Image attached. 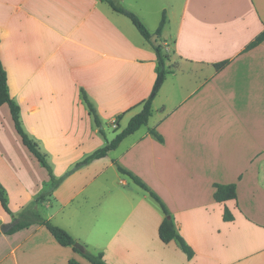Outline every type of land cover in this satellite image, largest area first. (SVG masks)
Here are the masks:
<instances>
[{"label": "crops", "instance_id": "crops-1", "mask_svg": "<svg viewBox=\"0 0 264 264\" xmlns=\"http://www.w3.org/2000/svg\"><path fill=\"white\" fill-rule=\"evenodd\" d=\"M111 1L140 17L150 42L105 0H0L8 92L58 181L38 213L105 264H264V41L246 50L264 31V0ZM155 47L167 74L146 125L88 160L150 96ZM118 168L158 197L191 259L159 240V204ZM50 173L2 105L0 184L13 215L50 188ZM215 184H235L236 199L217 203ZM11 221L0 205V264H90L41 225L5 234Z\"/></svg>", "mask_w": 264, "mask_h": 264}, {"label": "trees", "instance_id": "trees-1", "mask_svg": "<svg viewBox=\"0 0 264 264\" xmlns=\"http://www.w3.org/2000/svg\"><path fill=\"white\" fill-rule=\"evenodd\" d=\"M105 1L109 4V6L111 7L113 11L126 17L145 41L150 42L152 35L149 33L147 28L144 26L141 20L134 13L124 8L117 7L111 0H105ZM165 24H166V17H165V14L163 13L161 16V20L159 22L158 28L156 29L154 33V36L159 37L161 35L162 29L165 26ZM263 41H264V31L261 32L255 38V40L247 46L246 50H249L257 46ZM155 51L157 54V61H158L157 76H156V80H155L150 96L148 97V99H146L145 101L139 104V105H142L141 111L130 119L127 127L124 130H122L119 134H117L110 143H108L104 148L94 152L88 158V160L99 159V158L104 157L109 151L114 150L126 136L133 134L139 128L146 125L152 113L151 102L153 98L155 97V95L157 94L161 84L164 81L165 75L167 74V72L163 68L164 59L161 55L160 48L155 47ZM225 64L226 62L216 65V69H220ZM85 100L87 101L86 98ZM87 104H88L90 113L94 115V109L92 105L88 101H87ZM2 105L8 106L15 131L20 137L22 144L29 150V152H31V154L37 159V161L41 164V166L44 167L50 173V168L47 164L45 155L40 151L37 143L27 136V134L24 132L21 126L20 110L17 104L13 101V99L9 95L8 87H7L6 71L0 60V107ZM94 118H95V122L99 124L98 118L95 115H94ZM158 139L161 140L160 137H158ZM118 170L122 174L127 175L133 181V183H135L141 189L148 192L149 195L159 204L164 214V219L162 220L158 228L159 240L164 244H168L171 241H176L180 249L182 250V252L186 255V257L188 259H191L193 257V252L191 248L185 243L183 238L179 235L177 228L174 222L172 221V219L170 218V215L166 207L161 203L158 197L155 194H153L147 188V186L143 182H141L137 177L123 170L122 168H118ZM50 177H51L50 188L46 190L45 192H43L42 194L38 195L31 203H29L16 216L13 215V213L9 210L8 205H7V197H6L5 190L0 184V205L2 209L4 210V212L12 218L11 224L8 227V229L5 231V234L7 235L13 234L21 229L28 228L29 226L33 224L41 225L45 227V229L51 234V236L60 246L71 247L74 252L80 254L90 264H105L103 260V254L101 252L93 253L89 251L85 246H83L84 251L80 252L77 248L74 247V244L78 243L76 240H74L63 229L57 226H54L49 221L43 219L38 213L37 208H36L38 202L43 200L46 196H49L52 190L57 186L58 181H56L52 177L51 173H50ZM214 189L215 191L213 194V198L217 203H224V202L233 201L236 199L235 184H227V185L215 184ZM222 218L225 222H230L233 220V216L227 209L224 210ZM67 264H81V263H79L76 259L72 258L68 260Z\"/></svg>", "mask_w": 264, "mask_h": 264}, {"label": "rangeland", "instance_id": "rangeland-1", "mask_svg": "<svg viewBox=\"0 0 264 264\" xmlns=\"http://www.w3.org/2000/svg\"><path fill=\"white\" fill-rule=\"evenodd\" d=\"M131 12V11H130ZM133 13V12H132ZM135 14V13H134ZM139 19H140V17L137 15V14H135ZM162 16V15H161ZM141 20V19H140ZM141 22L143 23V21L141 20ZM144 24V23H143ZM144 26H145V24H144ZM134 27V26H133ZM149 31V30H148ZM150 33V32H149ZM141 37V36H140ZM161 55H162V57H164L163 56V54L161 53ZM166 71V70H165ZM22 126V125H21ZM22 128H23V126H22ZM103 128H104V134L105 135H107L108 133H114V130L111 128V127H106V126H103ZM122 128V127H121ZM23 130H25V129H23ZM119 130H121V129H119ZM119 130L118 131H115L116 133H118L119 132ZM26 133V132H25ZM31 139V138H30ZM34 141V140H33ZM35 142V141H34Z\"/></svg>", "mask_w": 264, "mask_h": 264}, {"label": "water", "instance_id": "water-1", "mask_svg": "<svg viewBox=\"0 0 264 264\" xmlns=\"http://www.w3.org/2000/svg\"><path fill=\"white\" fill-rule=\"evenodd\" d=\"M74 247L77 248L80 252H83L84 251V248L81 244L79 243H75L74 244Z\"/></svg>", "mask_w": 264, "mask_h": 264}]
</instances>
